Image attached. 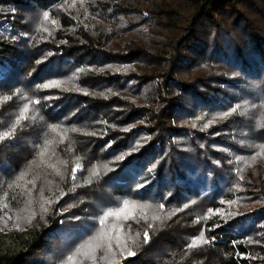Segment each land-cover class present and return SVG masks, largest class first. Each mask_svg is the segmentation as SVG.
<instances>
[{
	"label": "trees",
	"instance_id": "obj_1",
	"mask_svg": "<svg viewBox=\"0 0 264 264\" xmlns=\"http://www.w3.org/2000/svg\"><path fill=\"white\" fill-rule=\"evenodd\" d=\"M188 2L0 0V264H264V0Z\"/></svg>",
	"mask_w": 264,
	"mask_h": 264
},
{
	"label": "rangeland",
	"instance_id": "obj_2",
	"mask_svg": "<svg viewBox=\"0 0 264 264\" xmlns=\"http://www.w3.org/2000/svg\"><path fill=\"white\" fill-rule=\"evenodd\" d=\"M178 2L181 4V12L186 13L188 11V7H189V2L188 0H178ZM142 16L143 17H147V13L146 12H142ZM39 20H43V18H39ZM41 28V27H40ZM42 29V28H41ZM24 110V109H23ZM77 171H81V166H77L76 167ZM116 186L121 189L122 188V184H117ZM135 205H129L127 207L124 208V205L121 204L119 205V208L115 210V212L117 211H121L123 209L124 214L122 216H126L131 214H134L135 211L138 208L133 207ZM143 209V207H142ZM163 209V208H162ZM144 211V209L142 210V212ZM230 212V208H227V210H219V214L220 216H222V218L224 219V221L226 222L228 215ZM32 233L31 231L26 230V232H24L22 235H20L19 237H15L14 233H8V234H2L0 233V256H14L16 254L19 253H24L27 251V245L28 242L31 240L32 238ZM57 247V251L58 253L54 254V259L59 261L58 255L60 254V252L62 250H64V246L63 247H58V245H56ZM56 250V248H55ZM133 256V255H130ZM129 257V256H128ZM127 258V257H126ZM63 259V257H62ZM121 261H119L118 263H120Z\"/></svg>",
	"mask_w": 264,
	"mask_h": 264
},
{
	"label": "snow or ice",
	"instance_id": "obj_3",
	"mask_svg": "<svg viewBox=\"0 0 264 264\" xmlns=\"http://www.w3.org/2000/svg\"><path fill=\"white\" fill-rule=\"evenodd\" d=\"M48 17L47 16H45V19H47ZM235 111V110H234ZM125 207H127V205H125ZM121 211H123V209L121 210ZM121 211H117V212H109L108 214H107V216H105V220H107V218L109 217V216H115L117 219H119V218H121ZM103 222V221H102ZM146 238H147V236H146ZM196 243H200V241H196ZM131 254V253H130Z\"/></svg>",
	"mask_w": 264,
	"mask_h": 264
},
{
	"label": "water",
	"instance_id": "obj_4",
	"mask_svg": "<svg viewBox=\"0 0 264 264\" xmlns=\"http://www.w3.org/2000/svg\"><path fill=\"white\" fill-rule=\"evenodd\" d=\"M137 258H138V256H129L122 261V264H129V263L135 261Z\"/></svg>",
	"mask_w": 264,
	"mask_h": 264
}]
</instances>
